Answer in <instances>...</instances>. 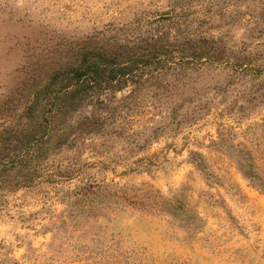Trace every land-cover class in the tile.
Listing matches in <instances>:
<instances>
[{"label":"rangeland","instance_id":"rangeland-1","mask_svg":"<svg viewBox=\"0 0 264 264\" xmlns=\"http://www.w3.org/2000/svg\"><path fill=\"white\" fill-rule=\"evenodd\" d=\"M84 54L65 139H6ZM0 138V264H264V0H0Z\"/></svg>","mask_w":264,"mask_h":264},{"label":"trees","instance_id":"trees-1","mask_svg":"<svg viewBox=\"0 0 264 264\" xmlns=\"http://www.w3.org/2000/svg\"><path fill=\"white\" fill-rule=\"evenodd\" d=\"M202 50L203 47H199L187 52V54L182 53L180 60L183 61L189 57L200 60L212 58L208 54L209 52L204 50L203 52ZM142 57L145 56H139L140 59ZM153 58L154 56L140 61L132 58L128 61L133 66L139 64L151 65L153 64ZM101 67L102 64L96 56L86 54L82 55L79 61L75 63L57 67L50 80L34 90V98L28 108L27 120L13 127L12 131L8 133L10 134L9 138L6 139L22 135L30 137V133L33 132L34 146L31 147L34 150L30 153L35 154H38L37 147L47 146L50 141L52 142L55 139H57L55 145L60 144L66 137L63 127L70 125L68 119L63 116H73L87 104L86 93L91 90L94 84L102 81ZM44 151L43 154H40V158L44 156ZM238 162L243 173L251 178L254 185L263 188L264 185L257 180L260 173L256 162L253 160L252 153L242 154L238 158ZM22 183L25 185L29 182L24 180Z\"/></svg>","mask_w":264,"mask_h":264}]
</instances>
